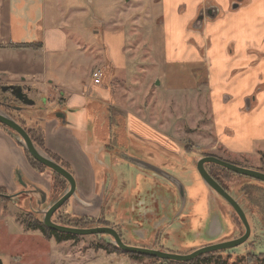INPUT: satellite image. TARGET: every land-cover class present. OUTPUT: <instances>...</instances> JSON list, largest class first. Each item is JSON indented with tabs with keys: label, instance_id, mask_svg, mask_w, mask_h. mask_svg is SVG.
<instances>
[{
	"label": "crops",
	"instance_id": "crops-1",
	"mask_svg": "<svg viewBox=\"0 0 264 264\" xmlns=\"http://www.w3.org/2000/svg\"><path fill=\"white\" fill-rule=\"evenodd\" d=\"M85 2L92 10L96 6L100 8L98 16L102 14L101 19L90 16L81 0H0V90L18 87L33 102L28 108L35 109L37 114L30 116V123H35L41 129L43 146L67 166L66 171L75 182V194L68 200L71 202L70 212L64 210L60 213L61 216H70L72 220L103 219L106 179L110 171L106 166L107 162L111 166L122 162L125 166L147 169L150 173H153L150 168L160 169L157 163L162 164L156 159L154 165L147 164L145 161L148 160L144 155L131 156V146L126 145L128 142H109L113 130L110 114L124 115L119 107L108 101L114 96L113 92L107 90L106 93L104 89L91 91L92 80L89 88L78 90L71 74L62 76L61 72L67 71L69 67L65 64L69 47L72 46L74 51L79 52L85 46L83 37L81 38L82 32L84 34L85 31L86 36L90 32L94 38H101L115 69L128 67L134 56L132 52L150 51L151 66L175 68L176 64L185 61L192 66L205 62L210 68H218L219 74L215 72L217 78L213 75V88L218 87V84L223 86L219 82L229 80L227 73L224 74L226 70L222 68L231 60L226 54L227 46L232 47L233 54H243L250 47L264 51V0ZM207 10L210 16L204 14ZM200 15L203 18L198 28L195 24ZM125 50H128L131 58L128 63L122 55ZM243 56L236 59V65L249 64V58ZM95 70L99 68L90 70V79ZM171 73L178 76V72ZM162 76H165L164 71L156 75ZM103 81L102 77L99 85ZM244 88L245 86L241 87L242 90ZM214 93L213 89L215 99ZM221 96L218 95L217 99ZM36 99L40 101L36 102ZM244 99L237 100V111L240 106L244 107ZM261 106L263 111L264 95ZM42 107L45 109L41 111ZM218 107H213L215 117L219 112ZM261 111L255 112V117H259ZM253 120L259 121V126L256 125V130L253 131L259 132V139L264 140V118ZM127 125L120 131L124 134L123 140L128 137V132L134 138L129 121ZM248 128L252 130L251 127ZM111 143H114V149L109 152L107 145ZM140 144L152 146L150 142ZM120 154L123 156L120 157ZM52 183L53 177L47 176L45 171L39 172L29 166L17 138L0 125V198L5 200L0 202V209L3 216L7 214L6 218L0 219V228L3 229L0 230V247L5 246L0 253L6 248L13 254L19 253L24 247L22 242L25 238L21 233L29 230L41 234L44 244L46 243L44 253L39 248L36 250L37 264H84V260H89L91 255L96 257L97 252L104 253L106 260L117 257L119 260L128 259L131 264L148 262L147 259H131L115 252L107 253L97 247V242L83 249L86 243L76 236L58 240L53 236H44L39 230L26 229L22 223L24 215L44 210L62 194L52 196ZM21 194L25 195L28 204L23 205L20 200L13 199ZM41 195L45 196V204L39 207ZM14 200H18V203ZM194 208L193 205V210ZM225 214L226 219L222 220L221 216L217 223L213 217L210 219L211 222L206 227V233H210V237L218 238L224 229L227 232L236 228L235 219L230 214ZM103 222V226L109 224L104 220ZM24 253L28 251H22ZM1 255L0 264H3V260L7 262V259ZM14 262L24 264L19 258H14Z\"/></svg>",
	"mask_w": 264,
	"mask_h": 264
},
{
	"label": "rangeland",
	"instance_id": "rangeland-1",
	"mask_svg": "<svg viewBox=\"0 0 264 264\" xmlns=\"http://www.w3.org/2000/svg\"><path fill=\"white\" fill-rule=\"evenodd\" d=\"M81 3L82 5L85 3L90 16L101 19L102 14L98 16L100 8L96 6L92 10L85 0H81ZM82 37L85 46H82L79 52L74 51L72 46L69 47L65 63L69 67L67 71L61 72L62 76L71 74L80 90L92 85L90 70L99 68L104 81L102 85L93 84L91 91L104 89L106 93L107 90L113 92L114 96L108 101H112L124 112V115L119 116L110 114L114 136L119 134V138H122L124 134L119 131L128 127L129 121L130 132L134 138L130 137L128 132L126 145L131 146V156L144 155L148 160L145 163L150 165H154L155 159L162 162L157 165L182 184L186 195V204L182 208L176 189L165 179L137 166H125L122 162L111 166L107 162L106 166L110 171L106 179L103 219L97 218L100 219L99 223L105 224L103 220L108 222L107 227L114 228L121 241L128 247L160 249L178 255L188 254L209 243L231 241L242 236L243 229L233 213L231 216L235 219L236 228L227 232L224 229L218 238H212L210 233H206L210 219L213 217L217 223L221 220L222 212L227 209L230 211V208L218 200L217 196L201 182L195 165L201 158L215 157L236 166L264 173V140L259 139L261 138L259 132L253 131L256 130V125L259 126V121L253 119L264 118V110L261 111L264 95V51L250 47L243 54L239 52L233 54L232 47L227 46L226 54L231 60L222 68L226 70L224 74L227 73L229 80L219 82L223 86L218 84V87L213 88V75L217 78L215 72L218 68L214 69L213 66L210 68L205 62L192 66L191 63L184 61L176 64L175 68L151 66L150 51L132 52L135 59L133 56L131 61L128 50H125V54L122 55L127 63L131 61L130 65L123 69H115L101 38H94L90 32L86 36L85 31L84 34L82 32ZM243 55L249 58V64L236 65V59H241ZM162 71L165 76L156 77ZM171 71L178 72V76L172 75ZM242 86H245L243 90ZM218 95L222 96L217 99ZM240 98H245L243 101L245 105L240 106L237 111L236 102ZM11 100L13 99L9 94L0 92V105L6 107ZM39 101L40 99H36V102ZM12 105L20 109L9 111L14 121L27 131L38 130L35 123H30V116L37 114L35 109L29 110L22 104ZM217 106L219 112L215 117L213 107ZM44 109L42 107L41 111ZM234 111L237 113L234 114ZM257 111H261L259 117H255ZM248 127L252 130L250 131ZM140 142H150L152 146H143ZM111 145L114 146V143ZM44 150L51 155L45 145ZM107 151L112 150L108 148ZM205 170L210 171L231 197L237 200L249 224V237L252 240L229 251L214 254L209 264H260V261L263 263L264 184L222 172L209 165L205 166ZM44 171L47 176L52 177L50 170ZM50 184L51 181L48 187ZM52 196L56 197V194L53 193ZM13 199L20 200L23 205L28 204L24 194ZM18 200H14L15 203H18ZM3 201L5 200L0 198V202ZM70 203L66 202L61 211L70 212ZM59 212L57 213L60 214ZM57 213L52 217L53 222L60 221L57 220ZM6 217L7 214L3 216L0 209V219ZM21 234L25 236L22 242L23 249L13 254L6 248L1 252L2 255L0 253L7 259V262L2 259L3 264H16L14 258H19L24 264H37L35 257L37 248L41 253L45 252L46 243L44 244L41 234L29 230ZM79 238L86 243L83 249L96 242L98 245L102 242L106 244L101 236ZM3 247L5 246L0 247V251ZM22 251L28 253L22 254ZM103 254L97 252L96 257L91 255L89 260H84V264H131L128 259L119 260L117 257L106 260ZM112 260L114 262H111ZM147 260L148 262L143 264H160L150 258Z\"/></svg>",
	"mask_w": 264,
	"mask_h": 264
},
{
	"label": "water",
	"instance_id": "water-1",
	"mask_svg": "<svg viewBox=\"0 0 264 264\" xmlns=\"http://www.w3.org/2000/svg\"><path fill=\"white\" fill-rule=\"evenodd\" d=\"M204 14L210 16L209 10H207L206 13L204 12ZM202 18L203 15H200L195 24V27L200 28V22ZM7 89L12 91L11 97L18 100L23 106L28 107L33 105V102L29 100L26 95L22 93L20 88L18 87L2 88V92H6ZM9 107L14 111L20 110L19 108L13 106H9ZM0 125L6 130H8L12 136H15V138H17L18 144L23 148V150H25L28 153V155L33 160H35L37 163L41 164L51 172L55 173L66 182L67 185L66 189L56 200L51 201V203L47 205L46 208L42 211L40 209L36 212L32 211V214L35 215L36 220L44 228L48 230L70 236H76V237L101 236L102 240L106 244L110 245L116 250H119L126 254H136L140 256L149 257L158 260L159 263L163 261H169L172 263H187L206 254L229 251L233 248H236L244 244L250 236V227L243 210L239 206V203L237 202V200L233 199L230 194H228L220 185L216 183L215 180H213L208 175V173L205 170V165L211 164L232 174L249 178L251 180L257 181L262 184H264V173L256 170L236 166L234 164H231L229 162L223 161L215 157L201 158L196 163L195 169L201 182L212 193H214L217 196L218 200L223 201V204H225L228 208H230L231 212L228 209L225 212L230 215H232L233 213L237 218L239 224L241 225L243 229V235L235 240L220 242L216 244L209 243L208 245L193 250L188 254L178 255L160 249L128 247L121 241L120 236L118 235V233L115 231L114 228H109L107 226H99L97 223L85 228L67 227V226L55 224L52 221L53 215L64 205V203L67 200H69L75 194V182L73 177L59 164L54 162L42 151L37 149L35 145L32 143L29 136L27 135L26 131L16 121H14L4 110L1 109H0ZM150 170L154 173L155 176H158L163 180L165 179L166 182H168L176 189L180 201V206L183 208V206L186 204V195L182 184L176 178L169 176L165 171L153 167L150 168ZM39 199H41V204L39 205V207H41L45 204V196H42ZM225 212L224 213L222 212V218H223L222 220L226 219Z\"/></svg>",
	"mask_w": 264,
	"mask_h": 264
},
{
	"label": "trees",
	"instance_id": "trees-1",
	"mask_svg": "<svg viewBox=\"0 0 264 264\" xmlns=\"http://www.w3.org/2000/svg\"><path fill=\"white\" fill-rule=\"evenodd\" d=\"M111 122H112V120H111ZM25 131H26L27 135L29 136V138L31 139L32 143L35 145V147L37 149L42 151L50 159H52L54 162L59 164L63 169L68 170L67 166L65 164H63L55 156L50 155L47 151L44 150L43 133H42L41 129H38L36 131H32V130H28V131L25 130ZM24 154H25V158L27 160V163L29 164V166L32 169H34L36 171H39V172H42V171L46 170V168L44 166H42L41 164H39L35 160H33L28 155V153L25 150H24ZM206 165H209V167L210 166L214 167V168H216V169H218V170H220L222 172L228 173L227 171H225V170H223V169H221V168H219L217 166H214V165H211V164H206ZM206 172L208 173V175L211 178H213V180H215L216 182L218 181L216 178L213 177V175H212V173L210 171L208 172L206 170ZM51 173H52V177H53V183H52L53 192L55 194H61L64 191L65 187H66V182L62 178H60L58 175H56L55 173H53V172H51ZM246 195H247V193H246ZM61 208L58 210V211H60L59 213H61ZM57 217H58V220H60L62 218H63V220H60L59 222H54V223L55 224H59V225H63V226H67V227L85 228V227H88L91 224L95 223L96 221L98 222V223L97 222L96 223L99 226H103L104 225V224H100L99 223L100 219L92 220V219H87V218H76L75 220L74 219L72 220V219H70V216H63V215L61 216V214H58ZM99 218H101V217H99ZM22 223H23V225L25 226L26 229L39 230L44 236H48V237L53 236V237H55L58 240L59 239H67V238H75L74 236L72 237L70 235L53 232L51 230H48V229L44 228L36 219L33 218V215L31 213L25 215L24 219H22ZM70 223H73V225L71 226ZM260 235H262V234L260 233ZM250 240L251 239L249 237L248 240L245 243H248ZM251 242H252V240H251ZM97 247L100 248V249H103L107 253H114L115 252V253H118V254H121V255H125V256H127V257H129L131 259H140V260H142V259L149 258V257L140 256V255H136V254L123 253V252H121L119 250H116L115 248L111 247L108 244H104L103 242H102V244L97 245ZM214 254H218V253L206 254L204 256H201V257H199V258H197V259H195V260H193L191 262H187V263H172V262H169V261H163L160 264H209L211 262V258L213 257ZM262 256H264V254H262ZM153 260L156 263L159 262L158 260H155V259H153ZM259 263L260 264H264V262L262 263L261 261Z\"/></svg>",
	"mask_w": 264,
	"mask_h": 264
},
{
	"label": "flooded vegetation",
	"instance_id": "flooded-vegetation-1",
	"mask_svg": "<svg viewBox=\"0 0 264 264\" xmlns=\"http://www.w3.org/2000/svg\"><path fill=\"white\" fill-rule=\"evenodd\" d=\"M0 92L1 93H3V94H9L10 95V97H11V90H9V89H7L6 90V92H2V90H0ZM13 100H11L12 102H10L9 104H7L6 105V107H3L2 105H0V108H3L4 109V111L10 116V112L9 111H11L12 109L9 107V106H14V105H12L13 103L14 104H21L18 100H16V99H14V98H12ZM12 103V104H11ZM11 117V116H10ZM12 118V117H11ZM13 119V118H12ZM119 131V128L117 129V132ZM120 132V131H119ZM115 135V133L113 134V130L111 131V134H110V138H109V142H123V141H125V142H127L126 140H123V138H119V134H117L116 136H114ZM116 137H118V139L116 140ZM107 147L110 149V151L112 150V149H114L113 147V145H107ZM121 156H123V155H121ZM152 174H154V173H152ZM213 179V178H212ZM218 185H220L221 186V184L219 183V181H217L216 182ZM169 184V183H168ZM170 185V184H169ZM172 186V185H171ZM222 187V186H221ZM223 188V187H222ZM224 189V188H223ZM225 190V189H224ZM228 194H230L227 190H225ZM54 193V192H53ZM66 202H68V200L66 201ZM66 202L64 203V205L66 204ZM264 236V235H263Z\"/></svg>",
	"mask_w": 264,
	"mask_h": 264
},
{
	"label": "built area",
	"instance_id": "built-area-1",
	"mask_svg": "<svg viewBox=\"0 0 264 264\" xmlns=\"http://www.w3.org/2000/svg\"><path fill=\"white\" fill-rule=\"evenodd\" d=\"M103 74L100 70H95L91 73V79L94 85H99L102 80Z\"/></svg>",
	"mask_w": 264,
	"mask_h": 264
}]
</instances>
